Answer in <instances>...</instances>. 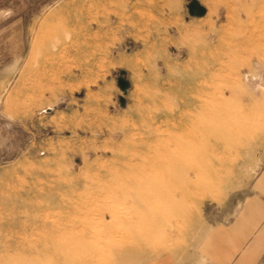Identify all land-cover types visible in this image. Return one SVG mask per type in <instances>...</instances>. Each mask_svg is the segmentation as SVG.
Segmentation results:
<instances>
[{"label": "rangeland", "instance_id": "374dc122", "mask_svg": "<svg viewBox=\"0 0 264 264\" xmlns=\"http://www.w3.org/2000/svg\"><path fill=\"white\" fill-rule=\"evenodd\" d=\"M192 1L0 0V264H264V0Z\"/></svg>", "mask_w": 264, "mask_h": 264}, {"label": "water", "instance_id": "95a60500", "mask_svg": "<svg viewBox=\"0 0 264 264\" xmlns=\"http://www.w3.org/2000/svg\"><path fill=\"white\" fill-rule=\"evenodd\" d=\"M188 9L191 15L203 16L206 13V9L203 6L199 5L197 0H193L188 6ZM125 75V72L122 71L118 78V85L123 92H127L130 88V83L125 79ZM120 103L122 106H125V99L121 98Z\"/></svg>", "mask_w": 264, "mask_h": 264}, {"label": "crops", "instance_id": "0c3cea01", "mask_svg": "<svg viewBox=\"0 0 264 264\" xmlns=\"http://www.w3.org/2000/svg\"><path fill=\"white\" fill-rule=\"evenodd\" d=\"M1 4V3H0ZM11 6V4L9 5V7H5L4 9H0V22H1V20H2V14L4 13L5 14V16L4 17H6V19H9L12 15L13 16H15L16 14H15V11L13 10V8L12 7H10ZM2 10V11H1ZM14 11V12H13ZM2 12V13H1ZM3 14V15H4ZM12 14V15H11ZM15 19L14 20H19V18H17V17H14ZM15 32V34H10L9 35V39H11V37H12V45L11 46H15V47H18L19 46V42H16V41H14V39L16 38V36L18 35V32L17 31H14ZM8 44H10V42L8 41L7 42V44L5 43V41H3V42H0V45H8Z\"/></svg>", "mask_w": 264, "mask_h": 264}, {"label": "bare ground", "instance_id": "6f19581e", "mask_svg": "<svg viewBox=\"0 0 264 264\" xmlns=\"http://www.w3.org/2000/svg\"><path fill=\"white\" fill-rule=\"evenodd\" d=\"M113 238V237H112Z\"/></svg>", "mask_w": 264, "mask_h": 264}]
</instances>
